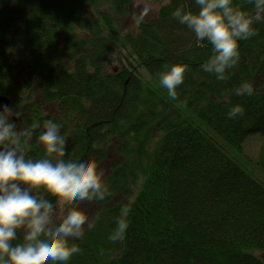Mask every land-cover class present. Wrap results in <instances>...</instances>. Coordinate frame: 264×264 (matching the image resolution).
<instances>
[{
	"label": "trees",
	"instance_id": "obj_1",
	"mask_svg": "<svg viewBox=\"0 0 264 264\" xmlns=\"http://www.w3.org/2000/svg\"><path fill=\"white\" fill-rule=\"evenodd\" d=\"M149 1L164 4L121 31L112 17L123 19L129 0H0V96L32 130L27 158L45 156L49 119L69 156L118 158L108 186L117 189L95 200L94 226L70 240L81 251L67 264H264V23L238 41L240 60L219 80L201 67L210 42L198 46L173 17L181 6L197 13L195 0ZM173 65L189 69L174 100L159 83ZM245 82L253 94L237 95ZM236 105L245 115L230 119ZM249 139L261 150L254 165ZM124 207L129 226L110 242Z\"/></svg>",
	"mask_w": 264,
	"mask_h": 264
},
{
	"label": "clouds",
	"instance_id": "obj_2",
	"mask_svg": "<svg viewBox=\"0 0 264 264\" xmlns=\"http://www.w3.org/2000/svg\"><path fill=\"white\" fill-rule=\"evenodd\" d=\"M195 3L199 6L197 13L181 6L173 17L194 32L198 46L210 42L213 54L201 66L202 70L226 80L228 71L240 60L238 41L256 36L254 25L264 23V0H247L254 5L251 12L234 5L233 0H195ZM151 10V6L145 5L134 16L135 22H143ZM188 70L187 65H173L161 73L159 83L173 100ZM236 94L251 96L253 87L245 82ZM21 115L6 105L0 111V264H67L81 251L70 240L81 239L85 226L88 229L94 226L89 216L75 205L80 201H103L111 195L104 180L105 171L94 157L83 160L69 156L61 126L50 119L44 122L45 131L39 136L45 156L27 158L33 133L30 128L17 126ZM244 115L245 109L240 105L228 111L230 119ZM41 191L55 203L36 194ZM67 206L71 207L65 212ZM129 212V208H122L116 228L108 237L110 242L123 240ZM18 233H23L21 242H16Z\"/></svg>",
	"mask_w": 264,
	"mask_h": 264
},
{
	"label": "rangeland",
	"instance_id": "obj_3",
	"mask_svg": "<svg viewBox=\"0 0 264 264\" xmlns=\"http://www.w3.org/2000/svg\"><path fill=\"white\" fill-rule=\"evenodd\" d=\"M129 6L126 8L125 10V17H123V19H117L115 16H113L112 18L114 20H118V24L119 27L121 29V31L124 30H128L132 27V22L134 20V16H138L139 13L142 11L143 7L145 5H149L151 6V11L149 13V15L145 18H150V17H154L160 6H162L164 4V1L161 2H153V1H149V0H129ZM16 65H19V67H22V65H25V62L23 61H15ZM256 141L258 143L257 139L254 140H248L247 143H245V145L243 146V150L246 151L248 153V155L251 156L250 161L252 162V164L254 165V160H258V152L261 153L260 148H258V145L256 144ZM245 147V149H244ZM108 159H106L104 162H102L99 166L100 168H102L105 171V183L109 185V178L111 177L114 165H116V163L118 162V158H116L112 152H109L108 155ZM253 174V176L255 178H258V170L252 171L251 172ZM138 182H137V187L138 188ZM112 187V185H111ZM109 188V187H108ZM117 188L113 187L110 188L109 190L114 191ZM118 198L120 197L118 194L116 195ZM77 207V210H81L83 212H85L86 215L89 216L90 220H92V217L94 215V212L98 210V205L96 204L95 200L92 201H80L77 202V204L75 205ZM71 206H67L64 211L66 212L67 210L70 209ZM257 256L262 259L264 261V253H257Z\"/></svg>",
	"mask_w": 264,
	"mask_h": 264
},
{
	"label": "water",
	"instance_id": "obj_4",
	"mask_svg": "<svg viewBox=\"0 0 264 264\" xmlns=\"http://www.w3.org/2000/svg\"><path fill=\"white\" fill-rule=\"evenodd\" d=\"M10 103H11L10 99H8L5 96H0V111L3 110V106L5 105L10 107Z\"/></svg>",
	"mask_w": 264,
	"mask_h": 264
}]
</instances>
